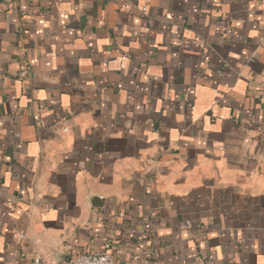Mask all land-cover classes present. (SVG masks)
Masks as SVG:
<instances>
[{"label": "crops", "instance_id": "0c3cea01", "mask_svg": "<svg viewBox=\"0 0 264 264\" xmlns=\"http://www.w3.org/2000/svg\"><path fill=\"white\" fill-rule=\"evenodd\" d=\"M106 245L264 264V0H0V264Z\"/></svg>", "mask_w": 264, "mask_h": 264}, {"label": "built area", "instance_id": "2783aa9c", "mask_svg": "<svg viewBox=\"0 0 264 264\" xmlns=\"http://www.w3.org/2000/svg\"><path fill=\"white\" fill-rule=\"evenodd\" d=\"M23 236H21L22 238ZM31 264H53L40 255L35 254L32 258ZM66 264H116V256L110 251V246L106 245L105 250L101 254H82L72 256Z\"/></svg>", "mask_w": 264, "mask_h": 264}]
</instances>
